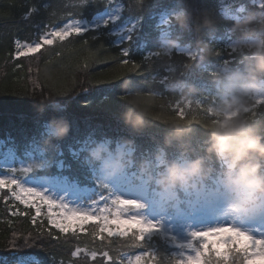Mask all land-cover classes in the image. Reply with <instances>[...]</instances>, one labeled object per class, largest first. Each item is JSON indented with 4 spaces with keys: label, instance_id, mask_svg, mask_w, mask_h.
<instances>
[{
    "label": "trees",
    "instance_id": "trees-1",
    "mask_svg": "<svg viewBox=\"0 0 264 264\" xmlns=\"http://www.w3.org/2000/svg\"><path fill=\"white\" fill-rule=\"evenodd\" d=\"M253 1L91 0L81 7L80 0H0L1 147L14 149L17 164L20 159L38 164L34 168L37 175H67L104 194L110 189L98 178L102 161L91 155L102 141L112 150L121 143L133 148L126 164L137 178L158 177L160 169L185 151L192 159H207L211 129L223 118L219 111L223 94L215 73L227 68L243 70L246 58L237 50L241 34L232 32V24L221 22L212 31L203 29L201 13L212 10L218 17L235 20L264 12ZM119 3L123 10L117 20L108 19L83 36L57 38L29 57L14 58L17 40L31 41L45 29L61 28L72 19L90 20ZM182 9L192 13L187 29L175 19ZM255 27L259 34L260 25ZM201 36L211 46V56L198 47ZM176 37H180V46L162 52L163 40ZM195 48L197 52L189 59L185 49ZM121 49L129 57H123ZM124 59L130 63L124 65ZM177 103L184 120L174 118ZM129 112L142 116L146 126L133 128L126 119ZM246 115L264 130V101H255ZM194 116L198 122L189 123ZM60 124H66L68 131L56 136L55 127ZM175 127L191 131L168 143ZM208 166L215 171L203 183L216 187L223 180L224 166L214 157ZM150 184L159 186L152 179ZM6 195L0 194L3 262L13 264L19 257L34 254L43 264H119L121 260L135 264L136 255L146 254L143 264H158L161 256L174 259L172 254L180 251L162 234L155 235L151 247H133L127 237L100 233L98 222L88 223L82 231L61 233L46 216L33 222L35 209ZM104 252L112 259L104 257ZM227 252L233 264H245L242 253L233 261L230 247Z\"/></svg>",
    "mask_w": 264,
    "mask_h": 264
},
{
    "label": "clouds",
    "instance_id": "clouds-1",
    "mask_svg": "<svg viewBox=\"0 0 264 264\" xmlns=\"http://www.w3.org/2000/svg\"><path fill=\"white\" fill-rule=\"evenodd\" d=\"M191 18L192 13L188 9L178 11L175 16L183 29H187ZM200 19L202 28L209 31L214 30L221 22L232 24V32L241 34L236 47L245 55V68L236 71L227 68L215 73V82L223 94L219 109L223 118L211 129L207 159L203 156L192 159L185 151L180 158L170 161L158 177L150 178L164 193L175 197L178 196V189L195 188L208 180L215 171L208 166L214 157L216 162L224 166V187L237 198L234 207L245 213L264 210V130L246 115L254 106L256 98L264 96V12L232 20L218 17L212 10H204ZM256 24L260 25L259 34ZM179 46L180 37L166 38L161 50L168 53ZM198 47L204 50L206 56L213 54L211 46L203 36L198 41ZM126 119L137 130L146 126L140 115L129 112ZM67 131L66 124L55 127L56 136H63ZM190 131V128L175 127L169 134L168 143L172 139H181ZM106 151L108 149L101 146L91 154L94 160L103 161L102 168L107 174L105 178L125 166L106 160ZM158 158L163 157L158 154ZM142 167L145 172L148 171L147 165Z\"/></svg>",
    "mask_w": 264,
    "mask_h": 264
},
{
    "label": "rangeland",
    "instance_id": "rangeland-1",
    "mask_svg": "<svg viewBox=\"0 0 264 264\" xmlns=\"http://www.w3.org/2000/svg\"><path fill=\"white\" fill-rule=\"evenodd\" d=\"M253 2L260 5L264 3V0H254ZM240 9L243 10V8ZM122 10L123 4L119 3L113 8H107L103 12L96 14L90 20H72H79L81 27L91 29L105 24L108 19L117 20L121 16ZM222 12L224 13L225 9H223ZM234 17H238V14H234ZM53 29L58 30L59 28H47L42 31L41 34L46 31H52ZM41 34L31 41H20H38ZM55 39L57 38H54V40ZM188 52H191V50ZM255 101H264V96H258ZM3 143L4 141L0 143V177L9 176L11 178H16L24 187L41 191L57 203L62 201L67 204L69 208L86 209L93 201L103 195L137 200L143 205V207L138 210L139 214L149 221L159 223L162 230L157 234H162L177 246L190 239L192 231L202 230L205 227L216 224H225L226 220L236 221L239 227H249L250 221L264 227V210L251 213L237 210L234 207L237 203V198L230 190L224 187L222 182L216 187L202 183L195 188L178 189V196L174 197L164 193L160 186L156 187L150 184L151 179L149 177L139 176V178H137L135 171L129 169L126 164L128 161H131L130 154L133 152V148L124 143L119 144L115 150H112L108 149L107 143L102 141L93 149L95 151L99 147L105 146L108 149L106 155H104L106 160L113 163L119 162L125 165L119 171H116L114 175L105 178L107 174L102 168L103 161L101 162V173L98 178L101 180L102 185H107V189H110L107 194L98 191V189L93 186L80 184L67 175H37L34 171L35 162L32 160L20 159L17 164V155L14 149L10 146L2 148L1 146ZM159 159L161 161L160 164H163L164 159ZM26 169H31V171H26ZM164 170L165 168L160 169L159 174ZM12 190L19 191L15 189V186H13ZM12 190L5 187L0 189V194L6 193L7 198H12L16 203L27 208L32 207L35 209V207L32 206L33 204L40 206V214L37 215L35 211L36 218L44 216L47 218L49 217L48 205L40 201L38 197L29 193H20L23 199L29 201L28 204H24L12 196ZM100 204L102 206L103 202H100ZM60 211L61 210L58 208H53L51 215L60 223L70 225L71 227L69 230L71 231H82L85 226L91 222L99 223L96 219H89L87 221L76 217H68L65 219L59 215ZM50 225L56 228L54 224ZM110 226L112 230L119 227L120 230L130 228L133 231L140 227V225H137L135 222L128 220L126 216L120 221L111 220ZM105 232L108 233V231ZM229 236L235 237V233L224 232L220 235L209 236V247L219 250L221 253L227 252L229 245L222 243V241L226 240ZM25 239L27 238H24V240ZM237 239L238 243H233L232 245L239 248H243L244 246L250 247V243L244 237H239ZM192 254L191 251L186 252V255ZM0 264L11 263L0 260ZM13 264H17V262ZM245 264H248V261H246ZM252 264H264V259L256 258L252 261Z\"/></svg>",
    "mask_w": 264,
    "mask_h": 264
},
{
    "label": "snow or ice",
    "instance_id": "snow-or-ice-1",
    "mask_svg": "<svg viewBox=\"0 0 264 264\" xmlns=\"http://www.w3.org/2000/svg\"><path fill=\"white\" fill-rule=\"evenodd\" d=\"M90 2L91 0H80L79 6L86 7ZM260 7L264 8V3H261ZM88 30L89 29L80 26L79 20H72L58 30L53 29L52 31L42 33L38 41L21 42L20 40H17L14 58L19 59L20 57H29L30 55L38 53L43 45H51L54 38L64 41L73 34L83 36ZM86 42L87 41H85V43ZM121 55L126 58L129 57L128 52L123 49H121ZM188 58H192L190 54ZM122 63L124 65H128L130 61L129 59H124ZM132 67L138 68V65L132 63ZM174 111L177 113L174 117L175 119H185V113L179 103H177ZM157 119H159V117H157ZM194 121H196L195 116L192 117V120H188L189 123H193ZM26 171H31V169H26ZM13 186H15V189H18L19 191L12 190ZM5 187L12 190V196L24 204H28L29 201L23 199L20 193H29L38 197L40 201L46 203L48 205L49 212L48 221L50 224H54L56 229H58L61 233L68 232L71 226L62 224L54 218L51 215L53 208L60 209L61 211L59 215L65 219L68 217H76L84 221L96 219L99 221L97 228L100 233L108 231L109 236L115 235L118 237H127L133 247H144L145 245L151 247L153 238L162 230L159 223L149 221L139 214L138 210L142 208L143 205L137 200L125 199L119 196L103 195L93 201L86 209L69 208L67 204L62 201L57 203L41 191L24 187L23 184L16 178H11L9 176L0 177V189ZM100 202H103L102 206ZM32 206L35 207L36 214L39 215L41 212L40 206L35 204ZM125 216L128 220L140 225V227H138L135 231L130 228L120 230L119 227L112 230L110 221L113 219L120 221ZM35 220L36 217H33V222H35ZM225 222V224H216L205 227L202 230L192 231L190 239L178 245L180 251L172 254L174 259L161 256L158 264H233V262L229 260L228 252L221 253L219 250L213 252L212 248L209 247L208 237L211 235H220L224 232L235 233V237L229 236L226 240L222 241V243L229 245L230 250L232 251L233 261L238 258L237 254L240 253H242L243 258L248 261V264H252V261L256 258L264 259V227L255 224L253 221L249 222V227H239L234 220H226ZM130 232L132 233L131 235H129ZM239 237H244L250 243V247L244 246L243 248L231 249V245L233 243H238L237 238ZM188 251H191L193 254L186 255V252ZM78 253L79 250L73 252V255H78ZM103 255L108 260L112 259L108 252H104ZM91 257L92 259H95L96 253L92 252ZM145 259L146 254L136 255L134 258L135 264H143ZM17 264H43V261L36 255L29 254L27 256L19 257ZM119 264H124V262L121 260ZM128 264H133V261L129 260Z\"/></svg>",
    "mask_w": 264,
    "mask_h": 264
}]
</instances>
